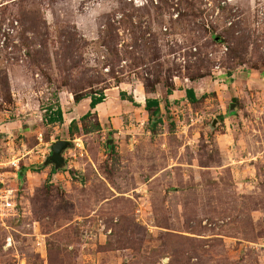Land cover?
<instances>
[{
    "label": "rangeland",
    "instance_id": "1",
    "mask_svg": "<svg viewBox=\"0 0 264 264\" xmlns=\"http://www.w3.org/2000/svg\"><path fill=\"white\" fill-rule=\"evenodd\" d=\"M0 158V264H264V0H0Z\"/></svg>",
    "mask_w": 264,
    "mask_h": 264
},
{
    "label": "built area",
    "instance_id": "2",
    "mask_svg": "<svg viewBox=\"0 0 264 264\" xmlns=\"http://www.w3.org/2000/svg\"><path fill=\"white\" fill-rule=\"evenodd\" d=\"M13 169V170H7ZM18 160L3 162L0 158V222L19 216L17 190L11 182L17 179Z\"/></svg>",
    "mask_w": 264,
    "mask_h": 264
},
{
    "label": "trees",
    "instance_id": "3",
    "mask_svg": "<svg viewBox=\"0 0 264 264\" xmlns=\"http://www.w3.org/2000/svg\"><path fill=\"white\" fill-rule=\"evenodd\" d=\"M185 95H186V99L188 100L189 103L191 104H195L197 102V97L195 95V92L192 89H188L185 91ZM122 98L125 99V95H122ZM91 103H90V109L91 111L95 110V108L102 104L104 102V97L103 95L100 96H92L91 98ZM131 100V103L135 104V102ZM78 101V99H76V102ZM159 101L158 100H152V99H148L145 102V107L144 110L146 112L149 113L150 117L152 118H157L159 116L160 113V108H159ZM92 115V112H89L87 115H85L84 117L81 118V121H86L87 118H89ZM43 121L48 125V126H52V125H61L63 124V112L61 110L60 106H57L56 108L53 107H48L45 110V114L43 116ZM76 127V122L72 121L69 127V130L72 131V128ZM73 134V132H72ZM23 173L25 170H23ZM26 172V171H25ZM56 170L53 169L52 170V174H56ZM25 175V174H24Z\"/></svg>",
    "mask_w": 264,
    "mask_h": 264
},
{
    "label": "water",
    "instance_id": "4",
    "mask_svg": "<svg viewBox=\"0 0 264 264\" xmlns=\"http://www.w3.org/2000/svg\"><path fill=\"white\" fill-rule=\"evenodd\" d=\"M70 147V143L66 141H59L51 148V156L46 161L45 165L54 166L55 170H59L65 167V160L63 153ZM24 176L23 172L20 173V177Z\"/></svg>",
    "mask_w": 264,
    "mask_h": 264
},
{
    "label": "crops",
    "instance_id": "5",
    "mask_svg": "<svg viewBox=\"0 0 264 264\" xmlns=\"http://www.w3.org/2000/svg\"><path fill=\"white\" fill-rule=\"evenodd\" d=\"M90 99H85L83 102L87 103ZM90 103H91V100H90ZM102 105V104H101ZM89 111H91L90 109V104H89ZM93 112V111H92ZM26 173V172H25ZM24 174V173H23Z\"/></svg>",
    "mask_w": 264,
    "mask_h": 264
}]
</instances>
